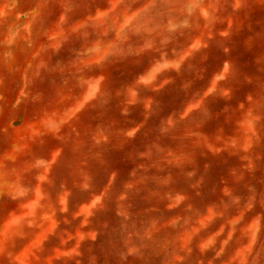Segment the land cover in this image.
<instances>
[{
    "label": "clouds",
    "instance_id": "clouds-1",
    "mask_svg": "<svg viewBox=\"0 0 264 264\" xmlns=\"http://www.w3.org/2000/svg\"><path fill=\"white\" fill-rule=\"evenodd\" d=\"M0 264H264V0H0Z\"/></svg>",
    "mask_w": 264,
    "mask_h": 264
}]
</instances>
